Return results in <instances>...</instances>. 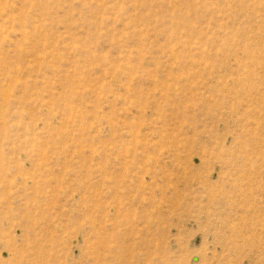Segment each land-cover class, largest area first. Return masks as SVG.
I'll list each match as a JSON object with an SVG mask.
<instances>
[{"label": "rangeland", "instance_id": "obj_1", "mask_svg": "<svg viewBox=\"0 0 264 264\" xmlns=\"http://www.w3.org/2000/svg\"><path fill=\"white\" fill-rule=\"evenodd\" d=\"M0 264H264V0H0Z\"/></svg>", "mask_w": 264, "mask_h": 264}]
</instances>
